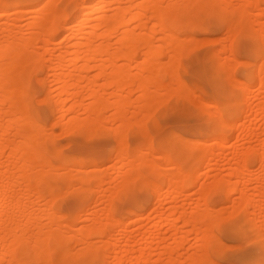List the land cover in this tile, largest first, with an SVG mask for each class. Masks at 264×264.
<instances>
[{
	"label": "bare ground",
	"instance_id": "6f19581e",
	"mask_svg": "<svg viewBox=\"0 0 264 264\" xmlns=\"http://www.w3.org/2000/svg\"><path fill=\"white\" fill-rule=\"evenodd\" d=\"M163 1L67 0L65 4H72L75 13L66 15L60 8L62 0H44L38 9L30 10L33 13V17H37V19L30 18L31 20L27 25L33 28L35 26L39 29V32L28 36L25 34L20 35L18 31H12L16 20L9 16L11 13L17 15L16 12L19 13L16 10L18 5L26 3L28 0H0V33L2 35L0 38V93L3 94L1 101L3 107L0 108V236H4L5 234L11 235L8 248L3 249L0 247V264H19L22 260L30 262L35 260L39 261L40 264H52L53 261L56 264H82L84 261H99L100 264H106L105 254H102L104 249L112 250V252L115 251L119 254L116 238L113 241L111 240L114 234L111 238V233L110 235L108 233V228L112 226L116 228L117 234L124 240L125 247L120 250L124 257L127 259L131 258L130 263L132 264H149L150 258L147 257V243L154 240L159 242L161 240L160 234L146 227V230L141 232L142 234L140 233L141 235L138 240L147 246L142 247L138 251L137 257H134L131 242L135 240L136 235L131 231H126L125 225L127 223L125 219L127 218L129 222L134 221L136 224L142 225L145 219L148 220L147 216L149 213L145 216L147 205L136 201V198L128 202L126 207L125 203L119 202L120 193L129 186L137 189V191H141L146 197L154 193L157 195L156 205L160 207V210H154L155 213L152 214L155 215L156 226H160L165 222L168 226L175 227L177 221L181 218L184 219L185 224H196V226L193 225L196 227H194V230H196L195 238L202 242L205 251H202L200 254L193 253L188 255L190 264H205L210 259L209 244L213 240L214 221L219 214V218L223 217V215L221 216L223 214L222 211L217 213L218 209H214L215 213L211 209V206H208L213 193L221 192L224 189V195L227 194L226 197L228 198V193L240 192V198L232 200L233 210L229 212L231 216H228L227 213L225 215L227 218L224 216L225 219L223 217V220H227L233 216H240L241 212L245 208L247 211L248 207L253 208L252 210L256 208L259 210L260 208L264 209V204H259L255 200L256 198L254 199V197L259 196L257 193L261 192L257 189V185L253 187V191L250 194L246 189L244 190L241 187L243 180L247 181L250 178L248 175H251L249 173L251 170H248V164L256 152L262 151L257 154L259 155L257 159L261 161V164H264L263 145L261 151L246 148L239 153H232L234 156L231 154V157L235 161L233 168L230 167L232 171H229L230 174H228L232 177V180H228L230 182L228 183L225 180L226 178L217 176V180L213 181L212 184H208V186L201 184L199 196L193 201L195 203V211L187 214L185 209L178 203V199L184 195V189L193 183V177L200 166L205 165L207 167L210 164L211 158H209V155H213L211 154L213 149L210 150L212 147H208L210 146L209 141H214V144H218V147H220L219 145L223 146L224 140L220 136L226 134L232 127L230 119L242 111L241 103L243 99L241 98L242 101L240 100L239 102V98L243 97L246 92L249 95L251 93L250 87L247 84L243 91L238 90L237 92L223 94L215 101L218 105V111L220 106H228L223 123L217 125L214 119L212 120V116H209L212 123L211 126H208L206 131L197 134L194 139L171 138L167 142L165 139L166 145L159 144L158 148H160V151H156V148L153 146V138L149 134H145L146 132L144 131L147 127L146 120L150 118L156 110L155 108H157L154 107L157 101L164 103L163 100L166 98L168 100L170 99L169 97L176 96L178 99V97L183 98V96L188 95V91L184 90L182 84L180 83V85L179 82H175L177 81L176 77H178V74L176 75L177 66L173 61L169 65V68L171 66L172 68L161 69L173 71L174 74L169 71V77H175V81L173 80L174 82L171 84L165 85L166 87H160L163 88V92L151 91L149 89L151 81L155 83L156 77H162L163 74L168 72L162 71L156 65L158 57L165 53V49L167 51L171 48L177 49L174 59L182 55V52L185 51V54L187 52L188 47L186 42L188 41L185 42V39L182 41L176 34L177 32H181L185 28L199 26L202 19L201 16L199 20L200 14L206 16L217 14L218 17L232 21V24L228 27L232 36L228 37L230 38L228 41L230 42V51L235 48L233 42L238 36H250L251 41L254 42V45L258 49L261 41H264V35H262L260 28H252L251 20L246 17V11L243 8L237 7L234 9L231 7L230 9L228 5V9L235 10L228 12L226 5H224L225 0V2L223 0H188L184 5L180 4L181 6L177 5L178 3L173 0L163 5ZM257 1H252L255 7L257 6ZM260 1L264 2V0ZM46 4H50L49 10L43 11L42 7ZM5 14L9 17H3ZM110 14L112 15L111 18L108 17ZM18 16L17 18H19ZM146 19L152 20L151 28L147 26L148 22L145 21ZM58 30L63 33L64 39H67V43L65 46L57 45L58 47H56L55 51L56 53L58 50L57 55H52L49 59L51 61L49 68L57 82L56 91L58 98L55 101L56 106H53L58 111L61 110V117H65V124L61 123L63 126L61 128L67 133L71 131L78 132L80 135H83L84 139H89L99 134H112L114 136L116 145L112 149L116 152V155L114 154L116 161L114 160L113 170L115 177H120L121 183L119 185L114 183L108 189L109 191L101 188L104 176L101 175L102 173H99L100 169L97 170L93 166L104 161L105 157L103 154L99 153L96 149H93L92 153L89 154L84 147L85 143L83 141L77 144L81 149V152L77 153L78 155L66 154L63 150L64 145L59 144L53 138L54 136L47 135L49 131L46 132L47 129L45 130L44 124L34 114V108L29 97V93H31L30 76L40 65H44L48 59L44 57L45 55L39 53L37 48V50L34 49L33 42L41 39V42H39L41 43V48L45 51H51V48L54 46H49L50 44L52 45V37ZM118 30L120 34L116 35ZM156 33H161L162 37L160 38L159 34L156 36ZM113 36H117L116 46L114 47V43L112 44L111 41V37ZM159 41H162L163 45ZM221 47H223L222 51L228 48L224 47V45ZM141 53L143 54V57H141L143 60L136 64V69L139 70L137 73H131L127 70L128 65L125 66L123 62L122 64H117V59L125 60V62L131 61L133 58L138 60L140 59L139 54L142 56ZM256 55H259L258 51ZM3 58L8 59L11 63L4 66L5 60L1 61ZM66 58L68 59V64L65 63ZM219 59L221 60V58ZM229 59L231 60V58ZM170 60L172 59L170 58ZM10 64L11 67L9 68ZM228 64L226 65L228 66ZM70 69L73 71L71 72ZM90 69H94L95 71L92 76L88 75V70ZM75 71H78V77L81 81L89 82L87 83L90 86L88 85L89 88L86 91L88 97L87 103L82 101V98H84L81 97L82 89L77 88L78 84L76 82L79 80L77 72L76 76L74 74ZM99 77H102L103 80L105 79L103 81L105 82L104 85L111 84L114 86L115 90L111 93L112 95L107 93L109 96L116 97L111 102L107 98H102V94H106L104 89L101 88L103 89L101 90L94 85L96 79L94 81L92 79L97 78L98 80ZM135 80H139L136 82L137 97L145 101L144 103L143 101L139 102L142 107L140 105L136 106L133 111L136 112L134 119L138 118L139 109H142L141 111L145 113H139L141 115L139 118H142L144 115L145 120L142 123L143 118L137 119L138 124L135 123V120L133 123L131 117L126 114L125 106L128 104L129 99L122 93L128 85H135ZM259 83L263 90H260L263 95L264 87H262L261 81ZM104 87L106 89V86ZM261 97L262 100L256 103L254 110L256 113L257 111L261 112V117L264 120V95ZM189 98L191 99V97ZM46 99L48 100V98ZM190 99L189 101H191ZM107 107H111L112 114L108 118L106 116L101 117V113L98 116L102 110H110ZM83 113H86L85 117L82 116ZM15 114L18 117L16 116L13 123L17 124L18 129H15L13 136H10L12 125L5 119L11 117V115L15 116ZM105 120H108V122L110 120L112 125L105 127L106 124H103ZM133 125H138L136 128L139 129H133ZM131 128L136 132L139 131L138 135L139 133L141 134V140L139 139L140 144L137 147L129 146L121 150L119 144L126 140L124 137L128 132L132 131ZM16 137L21 138L19 146H16L8 157H4L5 151L11 146V143L14 144ZM142 150L147 153L157 154L164 162L166 168L164 167L163 169L160 163L145 158L144 151ZM218 153L220 152L217 151L216 154ZM91 166H93L94 170L91 169L90 171ZM70 167H74L73 170ZM88 167L90 168L86 169ZM75 168L77 171L83 170L75 174ZM172 168L174 170H171ZM261 169L264 170L263 168ZM117 178L112 179L116 180ZM93 181H96L98 189L104 190L101 198L105 199L104 201L107 205V212L104 215L106 217L104 218L106 219L105 223L102 224L100 220L98 221L99 218H95L97 220L94 221H98L99 225H94L96 224L94 223L76 229L78 227L76 226L77 218L80 217L78 215L79 212L77 213L72 209L89 200L90 188L88 186ZM225 183L229 184L227 190L223 188ZM69 186L72 189V198L70 200L65 199L66 194H69L65 192V188H69ZM261 189H263V192H261L260 196L264 195V188L261 187ZM105 192L108 193L106 194ZM171 194L173 195V203L167 206L166 198ZM40 202H44L42 204L43 209L40 212H36L35 206H40ZM201 204H204V209L202 210L199 209ZM262 209L260 210L261 212ZM61 211H65V214H61ZM246 211L245 214L247 216L248 211ZM260 211L259 215L256 216H260L259 221L261 220L262 222L260 223L264 224V214L260 215ZM124 212L127 214L124 215ZM254 212L253 215H255ZM246 216H244L243 220L247 221L249 217ZM42 218H46L50 225L41 223ZM249 220L250 222L253 221V219ZM246 221H240L239 224L247 225L252 230V227L250 228L251 225L247 224L248 222ZM20 222H22L21 233L18 234V223ZM197 224L200 225H198V229ZM252 226H255V233H260L261 229H256L257 225L253 224ZM69 231L70 233L75 231L76 234L74 233L75 235L69 236ZM187 232L185 229L175 232V234L173 233L174 242L180 244ZM257 233L255 234L256 236L254 235L256 239L259 238ZM91 236H97L100 240L98 241L97 239V242L94 243L92 239L91 241L89 240ZM70 242L83 244L84 246L82 245V249L79 248L81 250H73L75 251L73 252L70 250ZM158 248H163V250L161 249L163 252H160V254H168L166 255L167 257L170 255L166 247L165 249L163 246ZM121 255H114L112 262L109 264H120L121 257L123 256ZM106 262L108 264L107 260ZM174 262L175 259L170 256L163 264H174Z\"/></svg>",
	"mask_w": 264,
	"mask_h": 264
},
{
	"label": "rangeland",
	"instance_id": "374dc122",
	"mask_svg": "<svg viewBox=\"0 0 264 264\" xmlns=\"http://www.w3.org/2000/svg\"><path fill=\"white\" fill-rule=\"evenodd\" d=\"M42 1H44V0H28V2H26V3L19 4L17 9H16L17 11H19V13L16 12L17 15L12 14V13L9 15L10 17H13L14 20H16L15 21V27H13L14 29L11 28L12 31L13 30L18 31V33L20 35L25 34L28 36L30 34L32 35L34 33L39 32L38 28H36L35 26H34V28L32 26L29 27L27 25V23L30 22V20L33 18L37 19V17H33V13L30 10L31 9H38L41 6ZM66 1L67 0H65V1L62 0L60 8H61V10H63V12L66 15H68V14L72 15L73 13H75V9L72 6V4H65ZM164 1H165V3H164ZM164 1H163V5H166L170 0H168V1L164 0ZM173 1H176L178 3L177 5H179V6L184 5V3H186V1L188 2V0H173ZM225 1H224L225 2L224 5H226L228 12H232V10L235 11L234 9H236L237 7L240 9L243 8L246 11V17L249 20H251L252 28H256V29L260 28L262 35H264V2L263 1L258 0L256 2L257 3L256 7H255V4H253V2H252L253 0H225ZM228 5H229L230 9H231V7H233L234 9H232V10L228 9V7H227ZM258 6H260V7L258 8ZM49 7H50V4H46L45 6L42 7L44 9L43 11H45V10L47 11V9ZM4 16H7V15L5 14V15H3V17ZM9 16H7V17H9ZM14 16L16 17V19ZM17 16L19 18H17ZM201 16H202V19L200 20ZM108 17L111 18L112 15L110 14ZM209 18H221V17H218L217 14H213V15H209V16L200 14L199 20H200L201 24L199 26H194V27L188 28V29L185 28L181 32H177V33L175 31V33L181 38L182 41H184V39H185V42L188 41V42H186L187 47H188V49L186 51L188 53L186 52V54H185L184 53L185 51H184V52H182V55L179 56L180 58L176 57L177 59H174L175 58V52L177 51V49L171 48L168 51L165 49V51H164L165 53L163 52L164 54H161L158 57V60H157L158 62L156 65L160 69L161 68L170 69V68H172V66L169 68V65H171L172 61L174 62V64L177 66V73H176V75L178 74L177 75L178 77H176L177 81L174 80L175 77L174 78L169 77V75H170L169 71H171V70L168 71V70H164V69L162 70L161 69L162 71H166V72L168 71V72L166 74H163L162 77H156L155 83L151 81L149 83L150 84L149 89L151 91L156 90L157 92L158 91L163 92L164 91V90H162L163 88H160V87H166L165 85H169L175 81V82H179V84L180 83L182 84V87L184 88V90L186 89L185 91H188V95L183 96V98L178 97V99L176 98V96H172V97H169L170 99H168V100H166L167 98L165 97L166 99L163 100L164 103L166 102L165 104L163 102H160V101H157L155 103L154 107H157L158 109L155 108L156 109V110L154 109L155 113L153 112V114L150 116V118L146 120V126H147L146 128L148 130L145 128L144 131L146 132L145 134H149V136H151L153 138V146H154V148H156V151H160V148H158L159 144L166 145V142L168 141V139H171V138L194 139L197 134H199L200 132L206 131L207 127L211 126V124H212L210 122L211 119H209V116H205V109H207L209 107L208 101L209 100H212V101L218 100L221 95L225 94V92L223 90H218L217 88L213 87L209 83L208 73L211 71L220 72V71L224 70L225 66H227L226 64L231 63V64H228V66H231V65L233 66V68H232V66H231V68H232L233 74H235L236 67L239 65L238 63H243V61H237V63H236L235 58L237 55H239L236 48L232 49L231 51L229 50L230 42H228V41L230 38H228V37H232V36H231L228 28H226L223 31L222 35L218 34L217 32L209 33V32H204V31L198 30L201 27V25ZM145 21L148 22L147 26L151 28V26H152L151 21L152 20L149 21L146 19ZM230 22H232V21L230 20ZM231 24L232 23H230V25ZM25 25H26V27H25ZM0 32H1V29H0ZM119 34H120V31L118 30L116 35H119ZM158 34L156 33V36H158ZM160 35H161V33L159 34V37L161 38L162 35L161 36ZM1 36L2 35L0 33V38H1ZM91 36H93V35H91ZM116 37L117 36L111 37L114 40L113 41L111 39L112 44L114 43L113 47L116 46V39H117ZM243 37H245L246 40H248L250 43L254 44V42L251 41L250 36L246 35ZM157 39H159V38L157 37ZM40 40H35L33 42V47L35 50L38 49L39 53L45 55L44 57L48 60L44 63V65L43 64L40 65L38 67L39 69L37 68L34 72H32V74L30 76L29 84H30V90H31L30 92L31 93H29V97H30V100H31L33 108H34V114L36 116H38L40 121L44 124L45 130L47 129L46 132L49 131V134H47V133L46 134L54 136L53 138L59 144L64 145L63 150L66 154L78 155L77 153L81 152V149H80V147L77 146L76 141H80V142L83 141L85 143V145L90 143V142H95V144L98 145V147L95 149L99 153L103 154L105 159L103 162L99 163L98 165H93V166H94V168H97V170L100 169L99 173H102L101 175L104 176L103 177L104 182L101 184V188H103L105 191H109L108 189H110L112 187V185H114V183L118 184V185H119V183H121L119 175H118L119 178L115 177V172L113 170V165L116 161L115 160L116 156H114V154L116 155V152H114V149H112V148H114V147H112V145H116V141L114 140V136L112 134H110V135L109 134H101V135L99 134V135H96V136L91 137L89 139H84L83 135H80L78 132H75V131L68 132V133H74L75 134V135L70 137L68 135V133L64 131V129L62 130V128H63L62 124H65L66 119H65V117L64 118L61 117V110L58 111V109L54 108V106H56L55 101L58 98L57 91H56L57 82L55 80V77H53V73L51 72V70L49 68V65L51 63V61L49 59L52 57V55H55V54L57 55L58 50L55 53L56 47H58L59 45L65 46V44L67 43V39H64L63 33H61L60 30H58L54 34V36L52 37V40H51L52 45L50 44V46H49V47H53V46L55 47V48L53 47L55 50L53 48H51V51L53 50L54 52L53 51L51 52L50 50L49 51L43 50V48H41V43H39V42H41ZM166 42H167V40H166ZM159 43H161L163 45L162 41H159ZM36 45H38V46H36ZM223 45H224V47L226 46L228 48L226 50L224 49L222 51L223 47H221V46H223ZM170 54H171V56H170ZM141 55L142 56H140V54H139L140 59L137 60L136 58H133L131 61H128V62H125V60L123 61L121 59H117V64H122V62H123V63H125V66L128 65V68H126L127 70H129L131 73H137L139 70L136 69V64H137V62L143 60V58H141V57H143V54L141 53ZM67 58L65 59L66 64H68ZM170 58L172 60H170ZM219 58H221V60ZM229 58H231V60ZM218 59L220 61H225L226 64H225V62H220ZM255 59L257 60L256 72H255L254 77H251V79H250L251 82L254 84V86H249L250 88L248 87L251 91L250 95L247 94V92H246L243 97L241 96L239 98V102H240V100L242 101V99H243V101L241 103L242 111L238 115H234L230 119L232 122V127L229 129V131L226 134L220 136L224 140L223 144L221 143L223 146L221 147V145H219L221 147V149H220V147H218V144H216L217 146L214 144V141H212V140L209 141L210 146H208L209 144L207 142V146L209 148L212 147V148H210V150L213 149L212 151L214 152V153L210 152L211 154H213L211 156L209 155V158H211L210 164L207 167L205 165L200 166V168L196 171L195 176L193 177L194 178L193 183L191 185H189L188 187H186V189H184V195L180 199H178V203L185 209L187 214L195 211V209H196L195 203L193 201L195 199H197L199 196V192H200L199 187H201V184L202 185L205 184L206 186H208V184H212L213 181L217 180L216 179L217 176L226 178L225 180L227 182H228V180L229 181L232 180L231 179L232 177L230 175H228V174H230L229 171L230 172L232 171V168L234 166V161H235L234 158L231 157L232 155L234 156V154H232V153H235V152L239 153L246 148H253V149H256L255 151H259V150L261 151L262 150L261 148L264 146V144H263V142H264V120L261 117V112L257 111V113H256V111L254 110L256 103H259V101L262 100L261 96L264 95V93L262 95V93L260 91V90H262L260 87V83H259L261 81V79H260V81H258L260 78L259 55H256ZM1 61H4V66L6 64L11 63L6 58H3V60H1ZM174 64L172 63V65H174ZM166 66H168V67H166ZM221 66H222V70H221ZM10 67H11V64H10L9 68ZM173 69H174V67H173ZM72 71L73 70H71V72ZM88 71H89L88 75H90V76H92V74H94V72H95L94 69H90ZM76 72H77V77H78V75H79L78 71H75L74 74L76 76ZM161 73H163V72H161ZM171 73L174 74L173 71H171ZM143 74H145V73H143ZM89 78H91V77H89ZM137 78L142 79L143 77H137ZM78 80L79 81L76 82L78 84L77 88L82 89V90L80 89L81 90V97H84V98H82V101L84 103H87L88 97H87L86 91H88V88L90 86L88 84L89 82L84 81V80L81 81V79H79V77H78ZM92 80L93 81L95 80L94 85L99 87V89H101V88L104 89L106 94H102L103 99L107 98L111 102L112 100H114L116 98V97L114 98L113 96H109L107 94V93L111 94L115 89H114V86H112L111 84L104 85L105 82H103V81H105V79L103 80L102 77H99L98 80H97V78H94ZM137 81H139V80H137ZM137 81L135 80L134 83H136ZM183 82H185V83H183ZM102 84L104 86H106V89ZM174 84H176V83H174ZM174 84H172V85L175 86ZM79 86H81V87H79ZM136 88H137V83L135 85H130V86L128 85L127 88L122 92L123 95H126L129 99L128 104L125 106V112L127 115H129L131 117V121L133 123L137 119L140 120L142 118H143L142 123H144V120H145L144 115L142 118H139V116L141 117L140 114H142V113L145 114L143 111H141L142 109H139V111L141 112V113L139 112L140 114L137 112L139 115V116H137L138 118L134 119V117H136V112H133L134 108L136 106L138 107L139 105L141 106V104H139V102L141 103L143 101V99L137 97L138 93H137ZM209 88H211L212 90L209 91ZM103 89H101V90H103ZM157 89H159V90H157ZM234 91L237 92L238 90H228L227 93L234 92ZM83 92L86 94L84 95ZM124 92H125V94H124ZM258 93H260L261 95ZM43 95H44V97H42ZM107 95H108V97H111V98L106 97ZM112 97H113V99H112ZM189 97H191V99ZM46 98H48V100ZM2 99H3V94L0 93V108L3 107L1 105ZM44 99H46L47 102ZM189 99L191 101H189ZM139 100H141V101H139ZM37 101H38V103H37ZM42 101H44V102H42ZM51 102H52V104H51ZM144 102L145 101H143V103ZM160 103H163L165 105V107L163 104H160ZM50 105H51V107H49ZM169 105H170V107H169ZM107 108H109L110 110H106L107 112L105 110H102V112H99L98 116H100V113H101L102 114L101 117L106 116V118H108L109 115L112 114V110H111V107H107ZM107 108H105V109H107ZM16 116H17L16 114H15V116L11 115V117H7L5 119L7 122L11 123V125H12V129L10 130V136H13V134L15 133V129H18L17 124L13 123V122H15ZM82 116L85 117L86 113H83ZM62 119H64V120L62 121ZM213 119L214 118L212 117V120ZM150 120H152V121H150ZM105 121H107V122L105 123ZM105 121L103 124L108 125V126L105 125V127H110L112 125L110 120H109V122H108V120H105ZM137 122L138 121H136L135 123H137ZM59 124H61V125H59ZM57 125L60 126V132L55 131V127ZM136 126H138V125H136ZM136 126L133 125V129H135ZM137 129H139V128H136L135 130H137ZM131 130H132V128H131ZM138 132L139 131L136 132V131L132 130V131L128 132L127 135L124 137V139L129 141L130 147L139 146V144H140L139 139L141 140V138H140L141 134L139 133V135H138ZM15 139L16 140H15L14 144L11 143V146L8 147L7 150L5 151L4 157H8L10 155V153L15 149V147L19 146L18 144L20 143L21 138L16 137ZM165 139H166V142H165ZM261 141H262V143H261ZM211 142H212V144H211ZM105 146H107V147H105ZM217 148H218V150H217ZM142 151H144V150H142ZM217 151L220 153L216 154ZM261 152H259V153H261ZM259 153L256 152L255 156L252 159H250V161H249L248 170H251V172L249 171V173L251 175H248V177H250V178L249 179L247 178L249 180V182H248V180L245 181V179H244L243 183H241V184H243L241 186L242 189H244V190L246 189V191L249 194H250V192L253 191V187H255L256 185H257V189H259L261 192H263V189H261V187L264 188V178H263L264 172H261V171H264L261 169V168L264 169V164H261V161L257 159V158H259L258 157L259 155H257ZM143 154L145 155V158L150 159V161L152 160L154 162L160 163L163 169H164V167L166 168L164 162L161 160L160 157H158L157 154L147 153L145 151ZM228 157H230V158H228ZM4 159H6V158H4ZM226 159H227V162H226ZM232 160H233V163H232L233 165L231 164ZM93 166H91V168L88 167L86 169L90 168V171H91V169H93ZM230 167H232V168H230ZM73 168L74 167H72L71 169L73 170ZM76 168H78V167H76ZM75 169H74L75 174H76V172H82V170H83V169H81V171H79V170L77 171V169L76 170ZM171 170H174V168H172ZM57 171H60V170H57ZM96 172H98V171H96ZM110 178H111V180H110ZM112 178H117V179L113 180ZM219 179H221V178H219ZM117 180H118V182H117ZM247 182H248V185H247ZM228 183H230V182H228ZM228 183H225L223 186V188H225V190H227L229 187ZM88 187L90 188L89 200L72 209L73 211H75L77 213L79 212L78 215L80 218H77V225L76 226H78V227H76V229L79 227H84V226L86 227V226L92 225L94 223H96L94 225H97L99 223L98 222L99 220L103 224V223H105V220H106V219H104V218H106L104 215H106L105 213L107 212V210H106L107 205H106V202L104 201L105 199L101 198V194H103L104 190H100L101 188L98 189V187L96 185V181H93ZM65 190H66L65 191L66 193H69V192H67L69 190V188H65ZM222 191L212 194L211 201L209 202L208 206H211L212 210L218 209L217 213L219 211H222L223 214H221V216L223 215V217L225 215H227V213H228V216H231V215H229V212H231L233 210V206H232L233 201L232 200H234V199L237 200L238 198H240V192L237 191V192L228 193L229 197L227 198L226 197L227 194L224 195L225 194L224 189ZM261 192L257 193V194H259V196H260ZM66 196H68V194H66ZM259 196L254 197V199L256 198L255 200H257V203L264 204V195L262 194V196H260V197ZM250 197H252V196H250ZM135 200L147 205V208L145 211V213H146L145 216H147L148 213L149 214L147 216L148 220L145 219L142 225L136 224V222H134V221L129 222V220H127V218L125 219V221L127 223L125 225V228H127L126 231H128V232L131 231V232H133V234L136 235L135 240H133L131 242V246L134 250V252H132L135 255L134 257H137L138 251L142 247L148 245L147 246V257L150 258L149 260L151 263L161 264V262H162V264H163L167 261L168 257L172 256L175 259L174 264H190V260H189L190 258L188 257V255L193 254V253L200 254V253H202V251H205V248H203L204 246H203L202 242H200L199 240H197L195 238L196 230H194V229L196 228L195 227L196 224H194V223L193 224L192 223L191 224H185L184 219L181 218L177 221V225L175 227H170L165 222H164L165 224L163 223L160 226L155 225L156 218H155V215H152V214L155 213L154 210H158L160 208V207H158V205H156L157 204V195L155 193L146 197L143 195V193L141 191H138V195H137ZM166 201H167L166 205L168 204L167 206H170V204L173 203L172 202L173 201V195L172 194L169 195V197L166 198ZM43 203H41L40 206H35L36 212H40L43 209V205H42ZM127 205L128 204L125 203V207ZM156 207H157V209H156ZM249 208L250 207H248V209H247V211H248L247 216L245 214V211H246V208H245L241 212L240 216H238V217L233 216L231 218L229 217L226 221H235V222L240 223V221L241 222L246 221V220H243L244 216L249 217V218H247L246 222H248L247 224L251 225L250 228L252 227V230L251 229L250 230L252 231L251 233L254 236L257 232L256 233L254 232L255 226H252V225L253 224L257 225L256 229H258V230L261 229L260 227L262 225H264V224L260 223V222H262L261 220L259 221L260 216H256V215H259V211L262 208H260V210L258 208L254 209V210H252L253 208L252 209L251 208L249 209ZM199 209H201V210L204 209V204L203 205L201 204V206H199ZM213 212H215V210ZM253 212L255 215H253ZM262 212H264V209H262ZM262 212L260 211V215L264 214ZM61 214H65V211H61ZM123 214L126 215L127 213L124 212ZM251 214H252V216H251ZM219 216H220V214H219ZM223 217H222V219H223ZM225 217H224V219H225ZM95 218H97V219L99 218L97 222H95L97 220V219L95 220ZM249 219H251V220L253 219V221L250 222ZM38 222H40V221H38ZM48 222L49 221L46 220V218L41 219V223H43L44 225H50ZM144 223H146V224H144ZM21 225H22V222L18 223V231H17L18 234L21 233ZM193 225H195V226H193ZM198 225L199 224H197V229L200 226V225L199 226ZM258 226H260V227L258 228ZM146 227H147V229L155 230V231L159 232L161 242L154 240V241H150L149 243H147V245L144 243H141L138 240V238L142 234L141 232L146 230ZM61 229L64 230L63 228H61ZM185 229L188 232L185 235V237L183 238V240L181 241V243L180 244L175 243L173 240V237H174L173 235L175 234V232H179L180 230H185ZM134 230H136L137 233ZM138 232H139V234H138ZM74 233H75V231H73V233H70V231H69V236L76 234V233L75 234ZM108 233H109V235L111 233V238L114 234V236L111 240L113 241V239L116 238V244H117V248H118L117 251L119 250L118 251L119 254H117L115 251L112 252V250L104 249V252L102 254H105V256H106V257L104 256L106 264H107L106 260L108 261V264L110 262H112L114 255L120 256L122 254L120 252V250L125 247L124 240L117 234L115 227L112 226V227L108 228ZM257 235L260 236V233H257ZM10 237H11V235H9V234H5L4 236H0V247L1 248L4 249L7 246H9V242L11 239ZM98 238H97V236H91L89 238V240L91 241V239H92V241L94 243H96ZM257 239H259V238H257ZM99 240L100 239H98V241ZM79 245H81V244H74L73 242H70V248H71L70 250L71 251L81 250L84 245L83 244H82L83 246L82 245L79 246ZM160 246L161 247L163 246L164 249L166 247V249L170 253V255L168 257L166 256L168 254H166V255H165V253L160 254V252H163L162 251L163 248H158ZM79 248H81V249H79ZM73 252H75V251H73ZM123 257H124V255L121 257L122 259H121L120 264H132V263H130L131 258L127 259L126 257H124V258ZM254 258L256 260H259L261 258L259 249L256 250ZM163 261H165V262H163ZM150 262H149V264H151ZM32 264H40V263H39V261L33 260Z\"/></svg>",
	"mask_w": 264,
	"mask_h": 264
},
{
	"label": "snow or ice",
	"instance_id": "6c2138e0",
	"mask_svg": "<svg viewBox=\"0 0 264 264\" xmlns=\"http://www.w3.org/2000/svg\"><path fill=\"white\" fill-rule=\"evenodd\" d=\"M230 21L226 18H209L207 19L199 31L217 32L222 35L223 31L229 27ZM239 55L236 56V61H243L236 67L235 74L232 72L231 66H225L223 71H211L208 73L209 83L217 88L223 90L225 94L228 90L243 91L245 85L254 86L250 78L254 77L256 72L257 60L256 53H259V67L262 87H264V41H261L259 48L246 40L243 36H238L233 42ZM212 89L209 88V91ZM209 107L205 109V116H212L214 122L220 125L224 121L227 113V105H222L217 110L218 105L215 101H208ZM56 132H60V126L55 127ZM71 137L74 133H68ZM77 144L80 141H76ZM129 141L125 140L119 144L121 150L129 147ZM84 147L88 153L97 148L95 142H90ZM107 147V146H105ZM115 147V145H112ZM138 195L137 189L129 186L120 193V201L128 203L134 200ZM72 198L71 186H69V194L65 199ZM213 229V240L209 244L210 259L205 264H264V225L261 226L259 239H256L247 225H241L235 221H226L222 218H215ZM259 249L261 258L256 260L254 258L256 250ZM19 264H32L27 260H22ZM52 264H56L55 261ZM82 264H100L99 261L89 262L84 261Z\"/></svg>",
	"mask_w": 264,
	"mask_h": 264
}]
</instances>
